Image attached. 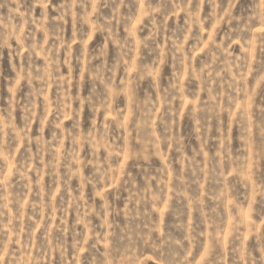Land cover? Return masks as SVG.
Segmentation results:
<instances>
[{"label": "rangeland", "instance_id": "1", "mask_svg": "<svg viewBox=\"0 0 264 264\" xmlns=\"http://www.w3.org/2000/svg\"><path fill=\"white\" fill-rule=\"evenodd\" d=\"M0 264H264V0H0Z\"/></svg>", "mask_w": 264, "mask_h": 264}]
</instances>
